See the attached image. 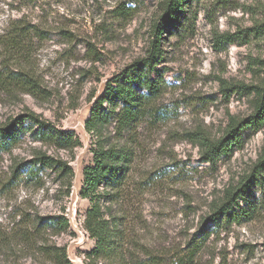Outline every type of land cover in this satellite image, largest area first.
I'll return each instance as SVG.
<instances>
[{"label": "rangeland", "instance_id": "374dc122", "mask_svg": "<svg viewBox=\"0 0 264 264\" xmlns=\"http://www.w3.org/2000/svg\"><path fill=\"white\" fill-rule=\"evenodd\" d=\"M162 1L0 0V126L36 112L79 138L68 148L33 141L27 130L2 154L0 262L54 264L43 252L49 245L64 248L70 264H89L96 241L85 227L84 168L101 145L115 143L134 149L119 200L102 199L106 218L112 213L120 224L123 264H264V169L256 168L264 125L245 128L241 146L214 164L203 161L201 145L226 137L232 117L255 111L253 89L264 86V0H192L158 41L152 77L161 114L132 132L118 133L114 122L86 129L107 84L151 57ZM43 155L72 174L43 167L40 180L13 176L19 164L40 167ZM252 174L240 201L251 213L209 219L227 189ZM38 218H64L67 226L35 228ZM200 240L191 260L186 253Z\"/></svg>", "mask_w": 264, "mask_h": 264}, {"label": "trees", "instance_id": "16d2710c", "mask_svg": "<svg viewBox=\"0 0 264 264\" xmlns=\"http://www.w3.org/2000/svg\"><path fill=\"white\" fill-rule=\"evenodd\" d=\"M191 2L192 0L162 1L161 20L163 24L156 30L157 44L154 45L151 57L142 65H133L107 84L104 94L93 106L91 116L86 121L88 131L99 130L102 125L114 122L118 133L132 132L147 117L156 118L161 114L156 105L157 98L161 93V85L159 79L152 77L154 63L162 52L158 41L162 39L166 27L178 25L181 22ZM15 41H19V38H16ZM23 77L24 83H27L28 79L24 75ZM29 85L34 88L32 83ZM253 91L256 96L255 111L250 117L242 120L232 117L226 130V137L218 139L206 137L201 140L204 152L203 161L216 163L221 156L228 155L236 147L241 146L242 131L245 128L264 125V86H256ZM104 103H107V106L104 107ZM27 130L30 131L33 141L54 143L68 148H73L79 143L75 132L59 130L48 119L36 112H30L0 126V158L4 152L11 151L22 140L23 134ZM38 159L41 163L40 167L35 161L28 166L19 164L13 170V176L24 175L26 180H40L42 178L40 170L43 167H56L59 173L72 174V170L67 164H59L46 155L40 156ZM133 161V147L128 144L119 146L113 143L108 147L101 145L95 151L93 164L84 168L82 195L91 201V205L86 211L85 227L96 241V246L88 254L89 264H98L99 259L107 260V264H123L122 250L117 242L121 238L120 224L112 213L110 218H106L102 199L106 198L109 203L119 200L120 192L128 178ZM256 168L257 174L264 169V148ZM257 174H252L245 181L240 182V186L227 189L223 200L215 204V209L209 219L218 223L224 219L240 220L242 216L249 215L254 208L252 206L250 209L242 207L240 201L246 199L245 192L254 183ZM109 190L111 191L109 192ZM41 220L43 219L38 218L33 221L35 228L42 229L47 225L67 226V221L64 218L58 221H52L50 218H46V221ZM201 244V240L194 242L186 256L193 257ZM43 252L54 264H70L64 248H53L46 245L43 247ZM190 259L193 260V258ZM0 264L20 263L0 262ZM136 264H156V261L151 258Z\"/></svg>", "mask_w": 264, "mask_h": 264}]
</instances>
